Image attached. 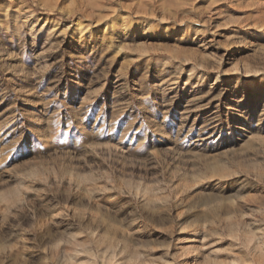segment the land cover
Segmentation results:
<instances>
[{"label": "rangeland", "instance_id": "374dc122", "mask_svg": "<svg viewBox=\"0 0 264 264\" xmlns=\"http://www.w3.org/2000/svg\"><path fill=\"white\" fill-rule=\"evenodd\" d=\"M0 264H264V0H0Z\"/></svg>", "mask_w": 264, "mask_h": 264}, {"label": "bare ground", "instance_id": "6f19581e", "mask_svg": "<svg viewBox=\"0 0 264 264\" xmlns=\"http://www.w3.org/2000/svg\"><path fill=\"white\" fill-rule=\"evenodd\" d=\"M78 23H81V22H78ZM77 29V28H76ZM187 239H188V237H185L184 236V238H182V240H180L179 242L181 243H183V242H185V241H187ZM187 247V245H185V244H181L180 245V249H184V248H186Z\"/></svg>", "mask_w": 264, "mask_h": 264}]
</instances>
